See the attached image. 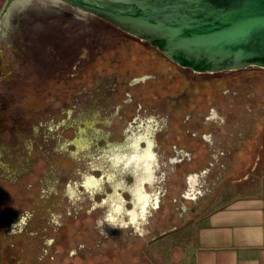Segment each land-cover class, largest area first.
I'll return each instance as SVG.
<instances>
[{
	"label": "rangeland",
	"instance_id": "1",
	"mask_svg": "<svg viewBox=\"0 0 264 264\" xmlns=\"http://www.w3.org/2000/svg\"><path fill=\"white\" fill-rule=\"evenodd\" d=\"M75 29H89L84 40L93 43L87 92L94 102L97 90L106 91V103L85 115L63 87L71 61L60 63L61 74L53 68L66 58L55 44H44L50 61L43 70L6 47L2 53L7 79L15 81L7 85L0 77V264H155L152 256L165 255L170 238L162 232L194 217L200 199L211 198L228 177V152L264 153V69L197 72L142 41L99 35L92 20ZM146 149L154 159L143 187L157 205L149 207L147 222L140 232L98 223L108 210L101 201L114 193L133 208L130 190L145 173L131 157ZM129 156V165H118ZM248 167L235 165L236 175ZM87 177H103L99 191L84 187ZM154 236L157 246H149Z\"/></svg>",
	"mask_w": 264,
	"mask_h": 264
},
{
	"label": "water",
	"instance_id": "2",
	"mask_svg": "<svg viewBox=\"0 0 264 264\" xmlns=\"http://www.w3.org/2000/svg\"><path fill=\"white\" fill-rule=\"evenodd\" d=\"M197 72L264 69V0H62ZM116 166V163H114Z\"/></svg>",
	"mask_w": 264,
	"mask_h": 264
},
{
	"label": "crops",
	"instance_id": "3",
	"mask_svg": "<svg viewBox=\"0 0 264 264\" xmlns=\"http://www.w3.org/2000/svg\"><path fill=\"white\" fill-rule=\"evenodd\" d=\"M252 148L248 157L229 153L227 180L220 181L211 198L200 199L194 217L162 232L170 238L165 255L152 256L155 264L161 257L164 264H264V153L252 158ZM238 164L249 167L236 175ZM189 176L193 183L196 174ZM158 238L148 245L157 246Z\"/></svg>",
	"mask_w": 264,
	"mask_h": 264
},
{
	"label": "flooded vegetation",
	"instance_id": "4",
	"mask_svg": "<svg viewBox=\"0 0 264 264\" xmlns=\"http://www.w3.org/2000/svg\"><path fill=\"white\" fill-rule=\"evenodd\" d=\"M91 20L99 26V35L102 32V34L115 33L133 38L131 35L104 19L72 6L62 0H1L0 77H3L4 82L7 83V85L15 81V79H7L6 76L8 71L2 59V53L3 50H5V47L10 54L19 58L22 63H25L26 65L34 64L36 69H39V66H41L43 70V68L48 69L47 64L50 61V56L47 54L46 58L49 60H44L45 52L47 53L44 44H55L53 47L58 50L59 56L62 58L65 55L66 58L57 60V64H54L53 68L61 74L63 72L60 70V67L62 66L60 63L71 61V65L67 64V66L71 67V73H68L67 78L69 79L67 81L73 80L74 82L67 84V81H64V86H62L66 93H68L67 95L69 98H73L72 107H74V110L76 111L78 108L84 114L94 110L93 106L96 107L98 105L99 108H101L102 105L106 103L104 102L106 91L102 89L104 87L96 91V101L94 102L92 100V92H87L90 89L89 85L91 84V70L89 63H91L90 55L92 53L93 43L91 38L88 40H84V38L88 36L89 29L78 33L75 32L77 25L80 23H86L89 26ZM99 43L100 42H97L94 45L97 46ZM143 43L147 44L145 42ZM149 47L152 48L151 46ZM100 48H103V50L106 49V47L104 48L101 44ZM103 50H99L98 53L101 55ZM34 52L36 60L33 61L35 58ZM104 59L105 56H103L102 60L98 59L100 62L99 64H103ZM23 73L26 74V71ZM37 73L39 74V71H37L36 74ZM104 82L105 81L100 80L99 84L98 81L99 86L101 87ZM78 91H82V93H79ZM77 95H83L82 102H79ZM71 113L72 110L69 111V114ZM90 127H92L91 123L85 124V130ZM147 127L149 128V125ZM132 138L133 137L128 138V143ZM84 142L86 143L85 140ZM145 142L147 143V140ZM128 147L131 148L129 145ZM235 147L236 146L233 143L232 149H235ZM231 151L233 150H230L228 153ZM128 158H130V156L119 161L118 165L120 164L125 167L129 165V163H127V165L124 163Z\"/></svg>",
	"mask_w": 264,
	"mask_h": 264
},
{
	"label": "clouds",
	"instance_id": "5",
	"mask_svg": "<svg viewBox=\"0 0 264 264\" xmlns=\"http://www.w3.org/2000/svg\"><path fill=\"white\" fill-rule=\"evenodd\" d=\"M154 159V154L151 153L150 149H146L143 156H133L132 160L137 161V167H140V161L142 160L143 169L145 172V176L139 179L132 191L133 195V208L128 210L124 207L126 201L120 196V194L114 193L113 196H109L107 199L101 201L100 205L103 207L104 205H108V210L106 215L101 222H107L113 227L127 228L129 225L134 227V229L138 232L141 231V225L147 222V215L149 207H156L155 203H152L154 197L145 192L143 185L147 182H151V164L148 161ZM103 177L99 180L96 177H87L84 183V187L90 192L95 193L100 190V184ZM109 180L112 179L111 176L108 177ZM120 187V185H117ZM71 192V189H69ZM195 199V196H192ZM96 205H94L95 207ZM127 217V219H125ZM141 234H143L141 232Z\"/></svg>",
	"mask_w": 264,
	"mask_h": 264
},
{
	"label": "bare ground",
	"instance_id": "6",
	"mask_svg": "<svg viewBox=\"0 0 264 264\" xmlns=\"http://www.w3.org/2000/svg\"><path fill=\"white\" fill-rule=\"evenodd\" d=\"M147 145H148L147 148H149V145H150V144L147 143ZM135 147H136V145H135ZM143 155H144V152H143L142 154H138V155H137V153H136V154L133 155V156H138V157H140V156H143ZM133 156H132V157H133ZM132 157H131V158H132ZM125 161H126V160H125ZM130 162H131V161H130ZM132 162H133V161H132ZM150 162H151V160L148 161V163H150ZM126 163H127V162H126ZM135 163H137V161H135ZM143 163H144V162L141 160V161H140V164H141V166H142V169H143ZM144 173H145V172H144ZM152 174H153V173H152ZM145 175H146V174H145ZM194 179H195V178H193V180H194ZM194 182H195V181H194ZM194 190H195V189H194ZM189 194H190V192L188 193V195H189ZM154 203L156 204V201H155Z\"/></svg>",
	"mask_w": 264,
	"mask_h": 264
},
{
	"label": "trees",
	"instance_id": "7",
	"mask_svg": "<svg viewBox=\"0 0 264 264\" xmlns=\"http://www.w3.org/2000/svg\"><path fill=\"white\" fill-rule=\"evenodd\" d=\"M253 71V70H252ZM43 235V234H42Z\"/></svg>",
	"mask_w": 264,
	"mask_h": 264
}]
</instances>
